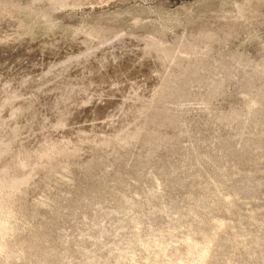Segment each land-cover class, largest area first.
I'll return each mask as SVG.
<instances>
[{
    "label": "rangeland",
    "instance_id": "obj_1",
    "mask_svg": "<svg viewBox=\"0 0 264 264\" xmlns=\"http://www.w3.org/2000/svg\"><path fill=\"white\" fill-rule=\"evenodd\" d=\"M0 42V264H264V0H0Z\"/></svg>",
    "mask_w": 264,
    "mask_h": 264
},
{
    "label": "bare ground",
    "instance_id": "obj_2",
    "mask_svg": "<svg viewBox=\"0 0 264 264\" xmlns=\"http://www.w3.org/2000/svg\"><path fill=\"white\" fill-rule=\"evenodd\" d=\"M61 2V1H60ZM2 10V9H1ZM21 32V31H20ZM109 33V32H108ZM13 35V34H12ZM16 35V34H15ZM31 35V34H30ZM76 35V34H75ZM108 36V35H107ZM60 37V36H59ZM5 38V36L3 37V39ZM26 38V37H25ZM76 38H77V36H76ZM209 38V37H208ZM2 39V40H3ZM9 39V38H8ZM7 39V40H8ZM5 40H6V38H5ZM18 40V39H17ZM16 41V40H15ZM119 41V40H118ZM7 42V41H6ZM32 42V41H31ZM108 42V41H107ZM1 43V42H0ZM13 43V42H12ZM60 43V42H59ZM65 43V42H64ZM73 43V42H72ZM7 44H8V42H7ZM9 44H10V42H9ZM141 44V43H140ZM81 45V44H80ZM151 45H153L154 46V44H151L150 43V46ZM88 46V45H87ZM153 46H151V47H153ZM92 47V46H91ZM155 47H156V45H155ZM165 47V46H164ZM167 47V46H166ZM65 48V47H64ZM85 48V47H84ZM160 48V47H159ZM32 49V48H31ZM153 49H155V48H153ZM157 49V48H156ZM166 49V48H165ZM177 49V48H176ZM94 50V49H93ZM138 50V49H137ZM151 50V49H150ZM160 50V49H159ZM168 50V49H167ZM167 50H165V52L163 53V55L162 54H160V55H162V60H164V59H169V60H172L173 59V56H172V53H171V51H167ZM173 50V49H172ZM52 51V50H51ZM157 51V50H156ZM181 51V50H180ZM139 52V51H138ZM158 52V51H157ZM160 53H161V51H159ZM174 52H175V50H174ZM97 53V52H96ZM179 53V52H178ZM30 54V53H29ZM85 54V53H84ZM82 56V55H81ZM69 57V56H68ZM176 57V56H175ZM180 57V56H179ZM143 58V57H142ZM174 60V59H173ZM177 60V59H176ZM77 61V60H76ZM152 61V60H151ZM166 61V60H165ZM164 61V62H165ZM67 62V61H66ZM64 63V62H63ZM114 63V62H113ZM156 63V62H155ZM65 64V63H64ZM133 64V63H132ZM163 64V63H162ZM135 65V64H134ZM160 65H161V63H160ZM62 67V66H61ZM168 67H169V65H168ZM178 68V67H177ZM34 69V68H33ZM66 69V68H65ZM40 70V69H39ZM48 70V69H47ZM154 70V69H153ZM165 71V70H164ZM196 72L198 71V70H195ZM166 72V71H165ZM79 73V72H78ZM39 74V73H38ZM51 74V73H50ZM65 74V73H64ZM162 74V73H161ZM88 75V74H87ZM91 75V74H90ZM154 75V74H153ZM118 77V76H117ZM164 77V76H163ZM67 80V79H66ZM170 80V79H169ZM168 80V77L167 78H164L163 79V81L160 83L161 85L159 86V89L155 92V93H157L158 94V96L162 99V100H167V99H169V98H172L173 96H174V94L175 93H177V92H174V90H171V92H169V94L167 93H163L162 92V89L164 88V87H166V89H167V86H168V82H170ZM108 81V80H107ZM91 84V83H90ZM172 84V83H171ZM170 84V85H171ZM116 85V84H115ZM157 85V84H156ZM159 85V84H158ZM172 87V86H171ZM76 88V87H75ZM154 88V87H153ZM171 89V88H170ZM174 89V88H173ZM54 90V89H53ZM141 90V89H140ZM169 90V89H168ZM168 90H166V91H168ZM215 90V89H214ZM155 91V90H154ZM170 91V90H169ZM139 92V91H138ZM133 93V92H132ZM151 93H153V92H151ZM217 93V91H214L213 92V94L212 95H215ZM78 94V93H77ZM13 95V94H12ZM136 96V95H135ZM130 97H131V95H130ZM147 97V96H146ZM158 97V98H159ZM89 99V98H88ZM87 99V100H88ZM135 100V99H134ZM137 100H139V99H137ZM261 100H264V99H261ZM261 100H257V101H253L252 103H251V107L253 108V106L254 105H256L257 103H259V102H262ZM141 101V100H140ZM145 101V100H144ZM149 101V100H148ZM132 102V101H131ZM138 102V101H137ZM83 103V102H82ZM263 103H264V101H263ZM69 106V105H68ZM122 106V105H121ZM144 107H145V103H144ZM141 108V110H140V112L143 114V111H144V109L145 108ZM147 107V106H146ZM148 108V107H147ZM146 108V109H147ZM148 110V109H147ZM254 110V109H253ZM64 111V113H68V111H69V109H65V110H63ZM119 112V111H118ZM134 112V111H133ZM146 112V111H145ZM232 113V112H231ZM140 114V113H139ZM141 114V115H142ZM228 115V114H227ZM231 115V114H230ZM234 115H236V113L234 114ZM233 115V116H234ZM238 115V114H237ZM236 115V116H237ZM128 116V115H127ZM226 117V116H225ZM231 118H233L232 116H230ZM238 117V116H237ZM229 118V116L228 117H226L225 119V121H227V119ZM230 118V119H231ZM234 118H236V117H234ZM234 118L232 119V120H234ZM224 119V118H223ZM229 119V120H230ZM231 120V121H232ZM252 120V119H251ZM258 120V119H257ZM111 121V120H110ZM223 121V120H222ZM249 121H250V119H249ZM258 121H260V120H258ZM258 121H257V123H258ZM133 122H135V121H133ZM228 122V121H227ZM230 122V121H229ZM252 122V121H251ZM254 122V121H253ZM252 122V123H253ZM223 123V122H222ZM250 123V122H249ZM255 124H256V122H255ZM254 124V125H255ZM259 124V123H258ZM257 124V125H258ZM260 125V124H259ZM129 126V125H128ZM225 126V125H224ZM251 126V125H250ZM256 126V125H255ZM150 127H152V128H160L159 129V131L160 130H164V129H167V128H169V127H175V122L172 120V119H170V120H168V121H166V120H164V118H162V116L160 115V114H158V112H155V114H154V117H153V120H152V124L150 125ZM147 128L145 131H147L148 133H149V135H150V138L151 137H153V139H156V140H160L156 135L157 134H155V132L153 133L152 132V128ZM141 128V127H140ZM139 129V128H138ZM173 129V128H172ZM135 130V129H134ZM169 130H171V129H169ZM83 132V131H82ZM134 132H136V131H134ZM138 132V133H137ZM137 132L136 133H134V134H132V135H129V136H125L124 137V139L122 140V144L123 143H125V144H127V143H131L133 140H134V142H135V140L139 137L138 135H139V133L141 132H139L138 130H137ZM160 132H162V131H160ZM103 133V132H102ZM115 133V132H114ZM157 133V132H156ZM164 133V132H163ZM78 134V133H77ZM85 134V133H84ZM145 134V133H144ZM155 134V135H154ZM121 135V134H120ZM146 135H147V133H146ZM85 136H87V135H85ZM122 136V135H121ZM161 136V135H160ZM101 137V136H100ZM148 137V136H147ZM76 138H78V137H76ZM116 138V137H115ZM114 138V139H115ZM120 138V137H119ZM118 138V139H119ZM145 138V137H144ZM97 139V138H96ZM101 139V138H100ZM113 139V138H112ZM165 139V138H164ZM61 140V139H60ZM105 140V139H104ZM148 140V139H147ZM162 140V139H161ZM109 141V140H108ZM163 141V140H162ZM55 142V141H54ZM59 142V141H58ZM78 142V141H77ZM52 143V142H51ZM50 143V144H51ZM69 143V142H68ZM67 143V144H68ZM66 144V143H65ZM108 144V143H107ZM134 144V143H133ZM244 144V143H243ZM45 146V145H44ZM247 146V145H246ZM62 147V146H61ZM66 147V146H65ZM245 147V146H244ZM40 148H43V147H40ZM64 148V147H63ZM46 149H48V151L49 152H46V153H43V151H42V153L40 154V155H37V156H35L36 158L37 157H43L44 159H46V160H48L49 161V159H53V156H54V154H57V155H62V156H64L65 155V152H64V150H61V149H58L57 148V146H56V144H51L50 146H47L46 147ZM65 149V148H64ZM70 149V148H69ZM74 149V148H73ZM44 150V149H43ZM51 150H53L54 152H52ZM8 151V148H3V150L0 152V157H2L1 155H3V153H6ZM38 151V150H37ZM45 151V150H44ZM51 151V152H50ZM68 151H70V150H68ZM33 152V151H32ZM8 153V152H7ZM26 154V153H25ZM24 154V155H25ZM32 154V153H31ZM66 154H68V152L66 153ZM4 157V156H3ZM55 158L57 157V156H54ZM118 157V156H117ZM7 158V157H6ZM39 159V158H38ZM40 159H42V158H40ZM118 159V158H117ZM21 161H22V165L20 166V167H22V168H24V167H26L25 169H28L27 168V166L29 165V164H26L27 163V160H28V157L26 156V157H23L22 159H20ZM23 160L26 162V163H24L23 162ZM43 160V159H42ZM45 160V162L47 163L48 161H46ZM39 161H41V160H39ZM7 162V161H6ZM42 162V161H41ZM51 162V161H50ZM12 163V162H11ZM32 163V162H31ZM43 163H44V161H43ZM42 163V164H43ZM45 163V164H46ZM54 163V162H53ZM19 165H20V163H18ZM35 164V163H34ZM47 164H49V163H47ZM59 164V163H58ZM33 165V164H32ZM56 165V164H55ZM59 166V165H58ZM19 167V166H18ZM30 167V166H29ZM3 169H2V171L0 172V182L2 183V184H0V252H4L5 251V249H6V247H5V245L3 244V241H2V239H3V236H4V225H8V224H10V223H8L9 221H11V220H9V219H11L12 218V216H13V214H12V212H11V210L9 209L10 207V205H8L7 206V203H6V201L10 204L12 201H11V199H9V197H7V196H5L4 195V190L5 189H9V190H12V192H13V190H16L15 188L17 187L16 185H15V183L13 184V180L15 179L16 180V178H19V176L18 177H15L16 176V174H15V172H17V171H15V169L14 168H12V166L11 165H9V163L8 164H6L4 167H2ZM29 169H31V168H29ZM26 174V173H25ZM27 175H28V173L26 174V175H24V176H22V177H20L21 179H26V177H27ZM225 180V179H224ZM229 180V179H228ZM228 180H226V182L228 181ZM18 184V183H17ZM19 186H20V184H19ZM3 187H4V190H3ZM14 193V192H13ZM13 206V205H12ZM13 210V209H12ZM19 212V211H18ZM203 212V211H202ZM199 213V212H198ZM202 214V213H201ZM24 215H25V213H24ZM33 215V214H32ZM21 218H23V217H21ZM13 220V219H12ZM203 220V219H202ZM16 223V222H15ZM6 225V226H7ZM10 226H12V225H10ZM9 226V229L12 231V230H14V228L13 227H10ZM4 227V228H3ZM214 228V227H213ZM9 229H7V230H9ZM204 231H202L203 233H205V235H206V231H207V228H202ZM211 229V228H210ZM209 229V230H210ZM219 229V226H217V228H215V230L214 231H217ZM213 230V229H212ZM211 230V231H212ZM11 231L10 232H6V233H11ZM198 231V230H197ZM17 232V231H16ZM19 232V231H18ZM14 233V232H13ZM218 233V232H217ZM217 233H215V235L214 236H216V235H218ZM211 235H209V236H207V237H205V240L203 241V242H199V241H197V243H196V241H194L193 240V238L191 239V238H187L186 239V242H187V250H186V252H185V254H184V257H179V258H174V260L172 261L171 259V261H170V263L171 264H205L204 262L206 261H208V263L210 262V259H211V257H212V255L210 254V251H207V250H209L210 248H209V246L212 244V243H214V241H213V239H215V238H213L214 236H212V233H210ZM15 235V234H14ZM36 236V235H35ZM38 236V235H37ZM34 237V236H33ZM203 237V236H202ZM218 237V236H217ZM216 237V238H217ZM21 238V237H20ZM38 238V237H37ZM204 238V237H203ZM34 239H36V238H34ZM39 240H42V238H38ZM37 239V240H38ZM159 239V238H158ZM38 240V241H39ZM154 240H157V239H155V237H154ZM201 240H203V239H201ZM200 240V241H201ZM44 241V240H43ZM211 241H213V242H211ZM28 242V241H27ZM35 242V241H34ZM245 242V241H244ZM6 243V242H5ZM18 244V243H17ZM37 244V243H36ZM215 244V243H214ZM220 244V243H219ZM225 244V243H224ZM8 245V244H7ZM20 245V244H19ZM158 245V244H157ZM24 246V245H23ZM217 246V245H216ZM245 246V245H244ZM18 247V246H17ZM16 247V248H17ZM27 247V246H26ZM226 247H227V245H226ZM8 248V247H7ZM15 248V249H16ZM20 248V247H19ZM34 248H37V246L35 245V246H28L26 249L24 248V249H22V248H20L21 250H25L24 251V253H25V255H27L28 257H31L32 258V253H33V251L35 250ZM159 248V247H158ZM219 248V247H218ZM213 249V248H212ZM211 249V250H212ZM15 251V250H14ZM153 251V250H152ZM185 251V250H184ZM16 252V251H15ZM183 252V251H182ZM157 253V252H156ZM163 254V253H162ZM18 255V254H17ZM24 255V254H23ZM157 255V254H156ZM173 255H175V254H173ZM13 256H15V254H14V252L10 249L9 251H7L6 252V257L5 258H7V259H11V257H13ZM171 256V255H170ZM176 256V255H175ZM174 256V257H175ZM17 257V256H16ZM215 257V256H214ZM217 257V256H216ZM22 258V257H21ZM172 258V257H171ZM9 259V260H10ZM19 259V258H18ZM169 259V258H168ZM167 259V260H168ZM6 261V260H5ZM212 261V260H211ZM7 262V261H6ZM215 263V262H214ZM42 264V263H41ZM242 264V263H241Z\"/></svg>",
    "mask_w": 264,
    "mask_h": 264
}]
</instances>
